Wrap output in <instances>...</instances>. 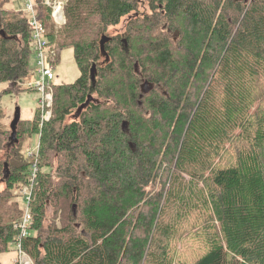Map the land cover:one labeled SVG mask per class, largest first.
<instances>
[{
  "label": "trees",
  "instance_id": "trees-1",
  "mask_svg": "<svg viewBox=\"0 0 264 264\" xmlns=\"http://www.w3.org/2000/svg\"><path fill=\"white\" fill-rule=\"evenodd\" d=\"M4 1L0 100L33 68L29 17ZM32 1L53 65L72 48L80 76L55 84L42 126L37 110L9 130L0 108V254L20 235L12 193L35 164L22 239L34 264H264V0H146L143 15L142 0H67L58 30Z\"/></svg>",
  "mask_w": 264,
  "mask_h": 264
},
{
  "label": "rangeland",
  "instance_id": "rangeland-1",
  "mask_svg": "<svg viewBox=\"0 0 264 264\" xmlns=\"http://www.w3.org/2000/svg\"><path fill=\"white\" fill-rule=\"evenodd\" d=\"M66 3H67V0L64 1V7L66 6ZM4 5H5V8L8 10H16L18 12L23 11L24 14H27L26 9H25L26 7L25 0H5ZM139 13L141 15L150 13V9L148 7V3L146 0L145 1L142 0L140 2ZM128 18L129 17L123 18L121 24L118 25L117 27L110 28V32L112 34H114L115 32H124L125 30L124 27L128 21ZM55 29L58 30L60 28L58 27V25L57 26L55 25ZM31 63L34 67L36 63L34 56H32ZM53 69H54V74L56 76V79L54 80V84L63 85V84L74 83L80 76V70L74 59V50L72 48L64 49L61 53L60 61L53 67ZM7 87H8V84L6 83L0 84V92H3ZM39 98H40V95L36 90H29L26 86H24L23 79L16 82L14 84L13 93L4 95L2 99L0 100V108L3 109L5 112L4 122H5L6 128L10 130L13 123L16 121L18 111L20 112L19 114L20 119L33 120L35 113L37 111V108L39 106ZM53 106H55L54 101H53V105L51 109V117L53 113L52 111ZM71 118L72 116L69 117L68 121H70ZM39 137L40 135L39 136L35 135L29 141L28 147H27V154L30 153V151H33L34 149H36L37 146L40 144ZM9 152H10V147L7 143L3 152L0 155V158L3 159L4 161H8ZM33 165L31 166L30 171L32 170ZM47 171L51 172L54 175V177L57 178V175L54 169L53 170L47 169ZM4 178L5 176L0 175V192L3 191L6 186ZM28 178L30 179V177ZM25 188L30 189L29 183H27L23 187H19L15 189L12 193V198H11V202L17 205H20L23 208V210H24V195H25L24 189ZM52 217H53L52 210L51 208H49L48 220L46 223H50V220H52ZM55 223L58 226H60L59 217L55 220ZM27 256L28 258L31 259V257L28 254ZM25 259L26 257H20V252H18L15 244L10 246V250L8 252L0 254V264H23L25 262ZM31 261H32V264H34L32 259Z\"/></svg>",
  "mask_w": 264,
  "mask_h": 264
},
{
  "label": "built area",
  "instance_id": "built-area-1",
  "mask_svg": "<svg viewBox=\"0 0 264 264\" xmlns=\"http://www.w3.org/2000/svg\"><path fill=\"white\" fill-rule=\"evenodd\" d=\"M26 1V13L30 20L32 27L31 45L33 49V56L36 63L32 68V72L24 79V86L30 90H36L39 95L38 110L41 114V126L45 121L51 118V109L53 105L54 97V80L56 76L54 74V62L56 61L57 52L51 48L50 42L46 36V30L44 25L37 19L35 4L32 0ZM65 0H44L45 5L51 9V16L56 26L58 27L66 23L65 16ZM39 146L29 154H38ZM38 169L34 164L30 172L29 188H25L24 195V216L23 219L16 225L21 232L17 237L15 246L20 252V257H26L23 264H32L30 258L24 252L22 248V239L29 235V226L32 222L31 202L33 201V187L37 177ZM22 263V261H21Z\"/></svg>",
  "mask_w": 264,
  "mask_h": 264
},
{
  "label": "water",
  "instance_id": "water-1",
  "mask_svg": "<svg viewBox=\"0 0 264 264\" xmlns=\"http://www.w3.org/2000/svg\"><path fill=\"white\" fill-rule=\"evenodd\" d=\"M177 36H178V33L175 34L174 38L176 39ZM124 41H125V40H124ZM103 45H104V40H102V50H104V46H103ZM136 70H138L137 65H136ZM94 79H95V74H94V71H93V72H92V80L94 81ZM152 87H153V85H152L151 83H149L147 80L144 81L143 84H142V90H143L145 93H149V92L151 91ZM91 101H92V96L89 95L87 101H86L83 105H81V106L79 107L78 112L80 113V112L83 111L85 108H87V107L89 106V104L91 103ZM19 114H20V112L18 111V115H17L16 121L13 123V125H12V127H11V128L13 129V131H15V126H16V124L18 123V121L20 120V118H19Z\"/></svg>",
  "mask_w": 264,
  "mask_h": 264
},
{
  "label": "crops",
  "instance_id": "crops-1",
  "mask_svg": "<svg viewBox=\"0 0 264 264\" xmlns=\"http://www.w3.org/2000/svg\"><path fill=\"white\" fill-rule=\"evenodd\" d=\"M37 110H38V108H37Z\"/></svg>",
  "mask_w": 264,
  "mask_h": 264
}]
</instances>
